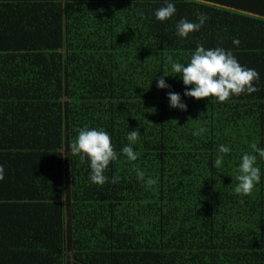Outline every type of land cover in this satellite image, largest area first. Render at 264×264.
I'll return each mask as SVG.
<instances>
[{
  "label": "trees",
  "instance_id": "obj_1",
  "mask_svg": "<svg viewBox=\"0 0 264 264\" xmlns=\"http://www.w3.org/2000/svg\"><path fill=\"white\" fill-rule=\"evenodd\" d=\"M162 2L0 0V264H264V161L250 193L233 191L240 155L264 147V0H174L160 21ZM197 43L232 50L256 90L184 96L167 57L187 63ZM84 126L109 133L118 182L91 183L70 152ZM129 129L135 161L119 152ZM219 144L231 151L215 168Z\"/></svg>",
  "mask_w": 264,
  "mask_h": 264
},
{
  "label": "clouds",
  "instance_id": "obj_2",
  "mask_svg": "<svg viewBox=\"0 0 264 264\" xmlns=\"http://www.w3.org/2000/svg\"><path fill=\"white\" fill-rule=\"evenodd\" d=\"M174 0H163L161 5L154 9L156 20H167L176 13ZM207 19L206 14L198 13L196 20H188L181 17L176 21L175 32L180 37L187 36L190 32L198 31ZM238 38L232 39L233 45H239ZM170 65V72L175 73L184 86V96H190L196 99L204 97H215L218 101H224L226 98L239 95L242 92L252 93L256 86L252 83L258 78V73L254 68L246 67L240 64L233 55L232 50H226L222 47L205 48L197 43L191 51L187 63H181L174 60L171 56L167 57ZM163 72L160 76H155L156 86L158 88H170V85L164 79L168 76ZM190 87H187L189 86ZM170 107L186 110L187 105L181 99V95L175 91L166 93ZM138 129H129L126 133L128 143L122 145L119 152L123 158L128 161H135L138 152L133 144L138 137ZM252 151L243 152L239 157L237 164L233 191L237 194H248L253 187L260 181L261 169L257 165V157L264 161V147H258L255 143L250 145ZM231 151L226 144L217 146V154L212 161L213 167L220 168L225 160V155ZM70 152L79 154V158L88 160V179L93 184H103L106 180L116 183L120 177L115 173L111 178L105 175V170L109 163L117 160V152L111 143L110 135L102 128L81 127L75 140L70 144ZM136 177L146 186L156 183V179L149 176L145 178L143 170L137 168ZM4 177V167L0 165V180Z\"/></svg>",
  "mask_w": 264,
  "mask_h": 264
}]
</instances>
